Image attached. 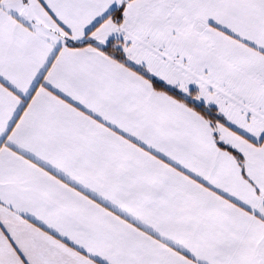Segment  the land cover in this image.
<instances>
[{
	"label": "snow or ice",
	"instance_id": "6c2138e0",
	"mask_svg": "<svg viewBox=\"0 0 264 264\" xmlns=\"http://www.w3.org/2000/svg\"><path fill=\"white\" fill-rule=\"evenodd\" d=\"M0 264H264V0H0Z\"/></svg>",
	"mask_w": 264,
	"mask_h": 264
}]
</instances>
